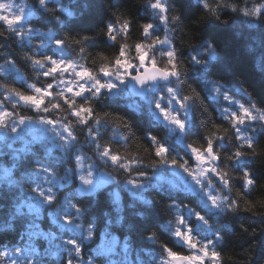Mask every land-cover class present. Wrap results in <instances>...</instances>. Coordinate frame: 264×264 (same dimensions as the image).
Masks as SVG:
<instances>
[{
    "label": "clouds",
    "instance_id": "clouds-1",
    "mask_svg": "<svg viewBox=\"0 0 264 264\" xmlns=\"http://www.w3.org/2000/svg\"><path fill=\"white\" fill-rule=\"evenodd\" d=\"M0 264H264V0H0Z\"/></svg>",
    "mask_w": 264,
    "mask_h": 264
}]
</instances>
